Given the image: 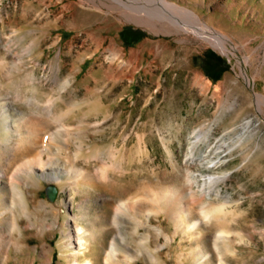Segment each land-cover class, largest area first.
Here are the masks:
<instances>
[{
    "label": "rangeland",
    "instance_id": "1",
    "mask_svg": "<svg viewBox=\"0 0 264 264\" xmlns=\"http://www.w3.org/2000/svg\"><path fill=\"white\" fill-rule=\"evenodd\" d=\"M127 1L132 3L126 10L142 12V0ZM168 1L192 11L204 30L222 33L227 48L204 30L138 24L121 9L91 0H0V99L7 98L15 122L12 134L18 128L51 132L64 123L69 135L62 133L55 141L61 147L59 166L73 164L95 176L93 185H82L81 191L39 175L28 185L19 182L32 219L39 217L46 228L43 233L27 226L22 215L23 247L9 245L0 264H72L75 222L100 232L80 260L103 264L115 240L116 264H131V257L133 264H151L147 251L156 248L153 232L146 226L135 231L128 216L118 228L115 206L147 188L189 192L187 172L211 170L201 165L189 169L185 159L191 152L205 156L203 162L215 159L218 153L206 151L219 138L227 142L222 149H229L214 170L230 175L221 183L220 201L228 212L224 259L227 264H264V104L260 110L257 101L258 94L264 95V0ZM177 13L182 20L184 15ZM52 99L49 116L40 106ZM249 120L250 127L244 128ZM2 133L0 124V141ZM24 153L18 152L10 170ZM103 169L106 178L100 176ZM49 186L56 187L54 199ZM218 201L213 197L211 204ZM81 202L90 214L85 221ZM190 218H200L197 205ZM152 224L174 237L169 243L164 236L157 238L163 264H193L190 257L179 259L191 244L181 233L175 235L166 213L152 215ZM201 229L215 262L218 227L205 221ZM150 234V245H145L142 236Z\"/></svg>",
    "mask_w": 264,
    "mask_h": 264
},
{
    "label": "bare ground",
    "instance_id": "2",
    "mask_svg": "<svg viewBox=\"0 0 264 264\" xmlns=\"http://www.w3.org/2000/svg\"><path fill=\"white\" fill-rule=\"evenodd\" d=\"M91 1L97 5L107 6L110 9H121L123 16L138 24L149 25L154 28H157L160 24L163 27L167 26L169 30H171V26L186 30L187 25H189L198 32L204 30L200 26L202 24L198 23V17L192 11H185L178 4L168 0H142V12H130L128 9L126 10L125 8L131 7L132 3L127 0H105L104 2H98V0ZM177 12L184 15L182 20L179 18ZM206 32L209 33L208 36L216 41L220 47L223 49L227 48L225 36L222 33L218 31ZM6 99L7 98L0 99V115L2 118L0 124L3 129V136L0 141V165L3 166V168L0 169V183H3L4 179L9 180L4 188H0V254L5 252L9 245L16 247L18 250H21L23 247V240L21 239L22 225L19 220L22 215H25L28 219L27 226H36L39 228V231L43 233L46 228L44 221L39 219V217H37V221L32 219L29 202L26 197V190L22 187L23 183L28 185L30 184V179H35L39 175L47 179L61 182L63 185L70 186L76 191H81L83 190L82 185L91 186L95 179L94 174L87 169L78 168L73 164H68L66 168H61L59 166L60 160L58 150H61V147L59 146L60 144H55V141L60 134H68V132L63 131V129L67 130V128L64 127V123L60 122L58 129L51 132L45 130L38 133L32 129H27L26 132H23L18 128L15 130V134H12L11 124H15V122L11 123L10 119L12 118L10 111L7 109V105L4 102ZM49 101L40 107H42L44 113L50 116V114L54 112L52 108H54L55 99ZM257 101L258 108L262 110L260 104H264V95L258 94ZM31 104H33V102H31ZM57 117L59 118V115L54 116V119L58 122L60 120H58ZM250 125L251 120L247 121L244 128H248ZM223 144L227 145L224 138H219L215 142H209L206 153H208V155L211 153H218L217 157L209 162H203V160L205 161V156L196 157L193 152L185 159L184 164H186L185 166L189 167V169L190 166L201 165V167L203 166L211 170L208 172L202 170L193 172L191 170L188 171L186 179L188 181L189 192L179 187H169L162 191H153L147 188L140 196L120 200L115 206L114 211H111L112 214H114V221L118 228H121L125 222V218L128 216L134 223L135 231H138L139 226L150 228V231L153 232L152 236L156 237V248L160 247L161 243L157 240L158 237L164 236L167 243L174 238L166 233L164 228L152 224V215H158L164 212L169 216L175 226V235L181 233L183 235L182 239H186L191 244L187 255L185 252L180 253L179 259L181 261H183L186 256L193 260V264H227L223 256V244H226L224 243V237L227 233V231L223 229V220L228 212H226L224 202L220 201V199H223L221 183L226 182V179L230 177V175H222L214 171L224 162L223 157H225V154L229 151V149H222ZM221 149L224 154L223 156H220L221 153L218 152ZM21 150H25V153L22 155L23 158L17 162L12 170H10V166L13 165L12 160L17 158V154ZM206 153L204 152V154ZM45 154H47L48 157ZM103 163L106 165L105 161ZM100 176L106 178L107 169L101 170ZM19 182L22 184L20 185ZM187 197H191L193 202L187 199ZM213 197L219 199L216 205L211 204ZM88 199L85 198V200ZM83 203L84 202H81L79 207L82 210L80 215H82L84 220L89 218L90 214L83 211L84 209L81 207ZM192 203H195V205L199 207L200 218L198 219L190 218L195 207ZM205 221L214 222L218 227V232L213 240V248L217 259L215 262H213L212 256L205 249L202 242L204 233L201 228ZM99 235L100 232H98L95 227H88L83 223L75 222L74 238L77 248L74 249L72 246L73 248L70 254L74 257L72 264H93V259L85 258L80 260V255L85 253L91 240L96 239ZM150 237L151 234L142 236V242L145 245H150ZM194 242H196V245L193 244ZM73 243L74 242H70V244ZM156 248L150 249L148 247L147 252L151 264H163L159 254L156 253ZM117 252L118 248L115 240H113L110 244V249L104 256L103 264H116L114 258L117 256ZM130 259L131 264H133L132 261L134 258L131 257ZM117 264L123 263L118 262Z\"/></svg>",
    "mask_w": 264,
    "mask_h": 264
},
{
    "label": "water",
    "instance_id": "3",
    "mask_svg": "<svg viewBox=\"0 0 264 264\" xmlns=\"http://www.w3.org/2000/svg\"><path fill=\"white\" fill-rule=\"evenodd\" d=\"M56 187H54V186H49L48 188H47V193H48V195H49V197L51 198V199H54V197L56 196Z\"/></svg>",
    "mask_w": 264,
    "mask_h": 264
},
{
    "label": "trees",
    "instance_id": "4",
    "mask_svg": "<svg viewBox=\"0 0 264 264\" xmlns=\"http://www.w3.org/2000/svg\"><path fill=\"white\" fill-rule=\"evenodd\" d=\"M135 33L136 34H134V36H136V37H142L143 36L141 32H135ZM132 39H134V38H132ZM210 66H212V65H210ZM221 72H223V71H221Z\"/></svg>",
    "mask_w": 264,
    "mask_h": 264
}]
</instances>
